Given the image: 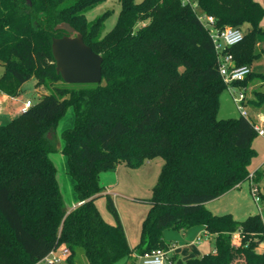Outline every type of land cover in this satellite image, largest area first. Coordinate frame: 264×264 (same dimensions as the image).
Segmentation results:
<instances>
[{
  "label": "trees",
  "instance_id": "obj_1",
  "mask_svg": "<svg viewBox=\"0 0 264 264\" xmlns=\"http://www.w3.org/2000/svg\"><path fill=\"white\" fill-rule=\"evenodd\" d=\"M100 1L0 0L5 67L0 90L16 97L34 77L36 87L49 91L0 124V264H38L61 246L71 250V264L79 249L88 264H131L153 249H169L166 229L197 225L215 234L214 251L188 258L172 253L171 264H264V251H258L264 242L260 213L238 220L206 207L250 179L258 115L218 117L228 85L209 27L200 19L211 15L218 29L243 30L242 41L225 53L233 54L235 66L251 68L244 80L234 82L247 90L257 77L264 84V73L254 68L264 55V5L258 0H121L117 24L102 35L103 22L86 17ZM62 22L102 55L100 83L68 84L56 71L52 38L65 33L55 28ZM245 105L261 109L264 91L253 88ZM69 108L74 123L61 132V151L79 203L73 209L66 208L50 157L58 146L49 137ZM157 156L164 164L152 196L137 198L150 209L141 239L131 247L100 174L119 164L138 168ZM259 176L260 171L254 177ZM103 195L114 223L96 205Z\"/></svg>",
  "mask_w": 264,
  "mask_h": 264
},
{
  "label": "rangeland",
  "instance_id": "obj_2",
  "mask_svg": "<svg viewBox=\"0 0 264 264\" xmlns=\"http://www.w3.org/2000/svg\"><path fill=\"white\" fill-rule=\"evenodd\" d=\"M136 1L140 2L142 0ZM258 1L264 5V0ZM121 7V0H102L86 11V17L89 22H93L97 19H100L103 22V35L117 24ZM143 24L145 23H142V25ZM261 24L264 26V19ZM244 28H246V26ZM254 68L257 71L264 73V55L259 61H257ZM4 70L5 67L0 62V76L3 74ZM253 88L264 91V84L261 78H255L251 86L247 89V95L251 94ZM48 93L49 91L45 89V87H36V78L34 77L23 84L20 92L22 100L29 99L33 102V104L37 103L44 94ZM246 109L253 117H255L258 115L256 113L259 110L264 112V105L258 110L252 106H246ZM240 115L241 113L237 109L229 90L226 89L220 97L218 117L221 119H228L239 117ZM9 116L6 118L1 117L0 124L8 123L13 118H9ZM12 116H16V114H12ZM256 120L257 122L260 121V124H258L264 129V121L261 120L260 117H258V119L256 118ZM73 123V109L69 108L65 117L60 121L57 130L49 132V137L58 146L57 150L50 154V157L57 168V178L67 209H70L73 206L77 197L74 190L73 177L67 170V158L61 151V147L63 145L61 132L66 128L72 127ZM252 144L256 149L257 154L253 157L249 168L251 173L256 172L260 168V176L258 180H256L255 177L253 180H245L240 186H236L234 189L229 190L232 191L231 194H228L224 198H221V196L225 193L208 201L207 203H213L211 204L213 206V213H230L238 220H244L249 215L260 213L264 221V199L262 202H257L255 200L256 196L262 197L259 191L264 194V136L257 134L253 139ZM163 164L164 159L161 156H157L145 161L138 168H132L126 166L125 164H119L116 169L112 171H105L100 174L101 184H105L107 186L106 188L110 189L109 191L115 200L116 207L125 228L129 227V229L133 232L136 231L134 238L136 236L137 237L136 241H132L133 246H136L141 239L143 221L150 209L149 203L139 201L137 198H150L152 196L153 188L158 181ZM255 193H257V195H255ZM96 205L103 218L110 223H114V217L107 208V199L105 195L96 200ZM193 238L188 235H183L180 243H189ZM214 245L215 234L209 232L206 235H202L199 243L189 246L186 253H184L185 250L181 251V253L184 258L199 256L204 253L211 252ZM258 251H264V242L259 245ZM139 262L140 259L137 258L135 261L131 262V264H139ZM125 263L126 262H124V260H120L115 264ZM76 264H88L87 258L82 249L77 251Z\"/></svg>",
  "mask_w": 264,
  "mask_h": 264
},
{
  "label": "built area",
  "instance_id": "obj_3",
  "mask_svg": "<svg viewBox=\"0 0 264 264\" xmlns=\"http://www.w3.org/2000/svg\"><path fill=\"white\" fill-rule=\"evenodd\" d=\"M188 1L189 0H185ZM194 6L196 4L194 3ZM207 27H209L210 36L214 43V47L219 54V72L224 82L228 85V90L233 98V101L244 117L249 116V112L246 109L245 101L247 98V90L245 88L238 87L234 84L236 81L244 80L245 77L251 72V68L248 65L235 66L234 57L232 53H225V51L242 41L244 32L239 27L226 26L223 29H218L214 25L215 18L211 15L200 16ZM31 100H27L24 103L23 111L32 105ZM256 131L259 135L264 136V129L259 124L256 125ZM255 172L250 174V179L253 180ZM257 192V191H255ZM257 195V193H255ZM255 200L259 202V197L256 196ZM239 234H235V238H238ZM197 242L201 241V237H198ZM71 254V250L66 246H61L52 250L44 259V264H71L67 260ZM172 250L156 248L150 252H146L139 256V264H171Z\"/></svg>",
  "mask_w": 264,
  "mask_h": 264
},
{
  "label": "water",
  "instance_id": "obj_4",
  "mask_svg": "<svg viewBox=\"0 0 264 264\" xmlns=\"http://www.w3.org/2000/svg\"><path fill=\"white\" fill-rule=\"evenodd\" d=\"M56 30L65 33L52 38V53L56 71L68 84H95L102 81L103 57L84 41L82 33L70 23L58 24Z\"/></svg>",
  "mask_w": 264,
  "mask_h": 264
},
{
  "label": "crops",
  "instance_id": "obj_5",
  "mask_svg": "<svg viewBox=\"0 0 264 264\" xmlns=\"http://www.w3.org/2000/svg\"><path fill=\"white\" fill-rule=\"evenodd\" d=\"M262 46H264V45H262ZM27 100H29V99L22 100L21 94H19L16 97H12V96L7 95L6 93H4V92H2L0 90V118L1 117L2 118H6L9 115H10L9 118L10 117L15 118L16 116H18L19 114L22 113V110H23V107H24V103ZM12 114L13 115L16 114V116H12ZM256 114H258L257 117H260V119L264 121V112L263 111H258ZM258 123L260 124V121L257 122V124ZM259 170H260V168L255 172V175L257 174V172ZM103 185H105V184H103ZM104 187H105L104 194H106V193L111 194V192L109 191L110 189L106 188L107 187L106 185ZM231 192L232 191L226 192L223 196H221V198H224L228 194H231ZM78 204H79L78 200L76 199V202L73 204V206L70 209H73ZM211 204H213V203H206V206L209 208V210L212 211L213 210V206ZM124 228H125V226H124ZM125 231H126V235H127L128 242H129L130 246L131 247H135V246L132 245V241H134V240L136 241V237L137 236L134 238V234H135L136 231L133 232L131 229H129V227H126ZM208 233L209 232L206 230V228L203 225L193 226V227H191V228H189V229H187L185 231L166 229L164 231V239H165V241L167 243L170 244L169 245V249L171 248L172 253H178L182 258H184L182 256L181 251L185 250L184 253H186L187 249H189V246L194 245L196 243H199V242L196 241L198 237L202 238V235H204V234L206 235ZM183 235H186V236L188 235V236H190L192 238L194 237V238L189 243H186V244L185 243H180V240L182 239ZM214 249H215V245H214V248H213L212 251H214ZM138 258H139V256H138ZM39 263H43V261H40Z\"/></svg>",
  "mask_w": 264,
  "mask_h": 264
}]
</instances>
